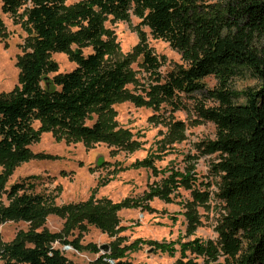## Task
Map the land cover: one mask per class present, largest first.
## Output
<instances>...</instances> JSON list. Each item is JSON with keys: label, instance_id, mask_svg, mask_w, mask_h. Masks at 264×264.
<instances>
[{"label": "trees", "instance_id": "trees-1", "mask_svg": "<svg viewBox=\"0 0 264 264\" xmlns=\"http://www.w3.org/2000/svg\"><path fill=\"white\" fill-rule=\"evenodd\" d=\"M0 38L5 25L1 14L12 20L22 15L29 32L26 50L18 57L19 85L0 94V194L13 169L32 156L28 147L42 133L65 135L68 139L104 141L105 126L85 125L92 112L105 113L123 97L132 81L129 58H107L110 44L103 38L105 17L125 20L132 10L151 33L177 51V65L148 90L150 103L166 102L180 109L179 94L205 93L217 103H198L199 120L215 127V138L197 145L202 155H217L212 169L220 178L217 197L223 213L215 226V240H193L180 245L182 256L174 264H264V0H82L66 6L64 0H0ZM22 11V14H20ZM134 51L143 57L147 72L157 75L160 63L151 50ZM75 68L52 79L56 71L52 53L70 52ZM91 47L87 55L80 48ZM249 74L257 88L236 91L234 78ZM213 77L217 85L206 90L202 82ZM40 127L33 130V123ZM36 176L12 184L8 203L0 206V223L7 220L36 222L50 213H62L65 226L78 218L101 228L106 218L124 208L142 203L126 199L108 208L89 203L60 208L49 206V196L36 192ZM153 195L169 199L178 188L189 189L199 199L195 179L171 172L163 177ZM58 233L29 231L0 247V264H74L53 248ZM149 244L173 255L175 243L135 240L122 249L112 248L92 264H130L122 261L128 251ZM111 251V253H110ZM190 252V257L186 253ZM200 260V262H199Z\"/></svg>", "mask_w": 264, "mask_h": 264}, {"label": "rangeland", "instance_id": "rangeland-1", "mask_svg": "<svg viewBox=\"0 0 264 264\" xmlns=\"http://www.w3.org/2000/svg\"><path fill=\"white\" fill-rule=\"evenodd\" d=\"M82 0H64L73 6ZM211 2V0H208ZM1 6V2H0ZM22 14V11H20ZM5 25L0 38V94L8 93L19 85V68L16 62L25 50L29 32L17 21L1 14ZM104 39L110 44L112 54L107 58L131 61L132 81L126 85L122 98L105 113L92 112L85 125L102 122L107 139L84 141L68 139L65 135L42 133L29 147L31 158L18 164L6 179L0 206L8 203L9 187L28 176H36V192L49 196V206L62 208L89 203L92 207L108 208L126 199L139 201L142 206L124 208L106 218L107 227L101 228L78 218L72 226H65L62 213H50L43 220L22 222L7 220L0 223V247L12 243L18 235L29 231L58 233L60 241L53 248L74 264H92L104 253L101 248L122 249L135 240L175 243L173 255L161 253L149 244H140L136 251H128L122 261L130 264H174L181 259L180 245L193 240H215V226L223 213V203L217 197L220 178L212 169L217 155H202L197 145L215 138V127L198 119L194 107L217 103L205 93L179 94L180 109L166 102L150 103L148 90L160 82L177 65H183L180 54L169 43L154 36L132 10L125 20L105 17ZM143 38L142 47L149 48L160 63L158 74H150L143 65L142 55L134 49ZM70 52L52 53L49 58L56 64L53 77L72 71L76 64ZM91 47L78 52L87 55ZM206 90H213L217 82L213 77L202 81ZM258 82L244 74L234 78L231 88L244 91L257 88ZM37 131L40 123L32 125ZM178 172L183 178L192 176L194 188L204 192L201 199L189 189L180 187L169 199L153 195L163 177ZM4 172L0 165V174ZM110 251V253H111ZM105 254V253H104ZM190 257V252L186 253ZM200 262V260H199Z\"/></svg>", "mask_w": 264, "mask_h": 264}, {"label": "water", "instance_id": "water-1", "mask_svg": "<svg viewBox=\"0 0 264 264\" xmlns=\"http://www.w3.org/2000/svg\"><path fill=\"white\" fill-rule=\"evenodd\" d=\"M101 249H102V250H105L104 253H108V252H109V249H108V248H104V247H102ZM104 253H103V254H104Z\"/></svg>", "mask_w": 264, "mask_h": 264}]
</instances>
